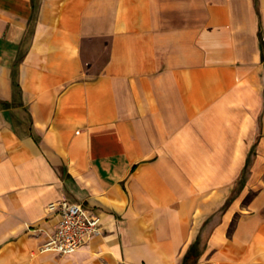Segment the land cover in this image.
<instances>
[{"label": "crops", "instance_id": "crops-1", "mask_svg": "<svg viewBox=\"0 0 264 264\" xmlns=\"http://www.w3.org/2000/svg\"><path fill=\"white\" fill-rule=\"evenodd\" d=\"M260 30L264 0H0V264H182L197 239L195 264H264ZM64 199L101 234L42 252Z\"/></svg>", "mask_w": 264, "mask_h": 264}, {"label": "built area", "instance_id": "built-area-1", "mask_svg": "<svg viewBox=\"0 0 264 264\" xmlns=\"http://www.w3.org/2000/svg\"><path fill=\"white\" fill-rule=\"evenodd\" d=\"M47 208L55 213L57 222L41 246L42 252L69 255L101 234L100 217L81 203L64 199L48 204Z\"/></svg>", "mask_w": 264, "mask_h": 264}, {"label": "trees", "instance_id": "trees-1", "mask_svg": "<svg viewBox=\"0 0 264 264\" xmlns=\"http://www.w3.org/2000/svg\"><path fill=\"white\" fill-rule=\"evenodd\" d=\"M259 38H260V42L261 45L263 46L264 42H263V38L261 35V30L259 31ZM253 153V150H250L248 158L246 160L245 166L242 170V173L240 174V177L238 179V184L240 186V189L244 186V183L246 181V174H247V169L250 166V162H251V154ZM201 248H200V244H199V239H197L195 242H193L190 247L188 248V250L186 251V253L183 256L182 259V264H195L197 263V260L199 258V255L201 254Z\"/></svg>", "mask_w": 264, "mask_h": 264}, {"label": "rangeland", "instance_id": "rangeland-1", "mask_svg": "<svg viewBox=\"0 0 264 264\" xmlns=\"http://www.w3.org/2000/svg\"><path fill=\"white\" fill-rule=\"evenodd\" d=\"M253 155V154H252ZM252 155H251V157H252ZM250 167V166H249ZM249 172H250V168H248L247 169V176H246V180H247V178H248V176H249ZM246 182V181H245ZM245 184V183H244ZM238 189H240V186H239V184L238 185H236V190H238ZM235 190V191H236ZM252 191L253 190H250V192L246 195V197L244 198V200H243V203H245V202H247L250 198H251V196H252ZM228 203H226V205H227ZM218 216H219V212L218 213H216V214H214V215H212L211 216V222L212 223H214V222H216L217 220H218ZM208 231H209V228H206V229H203V231L201 232V236H202V238H201V240L202 241H205V239H206V237H207V233H208Z\"/></svg>", "mask_w": 264, "mask_h": 264}]
</instances>
